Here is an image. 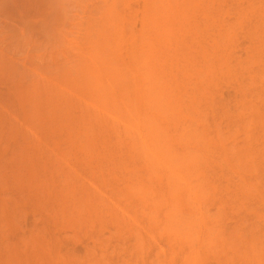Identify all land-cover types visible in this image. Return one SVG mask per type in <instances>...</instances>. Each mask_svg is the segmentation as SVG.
<instances>
[{
	"label": "bare ground",
	"instance_id": "6f19581e",
	"mask_svg": "<svg viewBox=\"0 0 264 264\" xmlns=\"http://www.w3.org/2000/svg\"><path fill=\"white\" fill-rule=\"evenodd\" d=\"M202 3L0 0L2 110L17 111L11 114L20 117L11 118H21L27 126L21 122L22 127L34 132L25 128L26 135L38 132L45 135V142L49 138L53 142L57 153L50 154L59 158L54 159L58 163L54 169L61 185L60 215H68L63 216L65 224L68 217L80 223L92 215L101 217L103 200L86 185L97 190L121 185L112 190L116 200L127 202L132 213L157 227L167 241V252L186 254L184 263H200L201 255L231 249L237 237L235 233L225 239L222 211H208L214 193L206 167L214 143L193 105L190 69L177 68L178 47ZM6 112L0 114V127L12 123ZM17 125L23 136L24 129ZM12 127L2 131L10 135L0 138L5 143L1 149L8 154L0 177L20 178L15 183L19 185L26 175L29 183L23 182L35 185L39 157L35 160L40 154L35 147L43 137L34 138L35 146L32 136L28 142ZM71 223L74 228L79 224ZM32 249L1 251L0 264H53L56 254ZM104 252L88 251L79 264H108ZM61 259L54 264H70Z\"/></svg>",
	"mask_w": 264,
	"mask_h": 264
},
{
	"label": "rangeland",
	"instance_id": "374dc122",
	"mask_svg": "<svg viewBox=\"0 0 264 264\" xmlns=\"http://www.w3.org/2000/svg\"><path fill=\"white\" fill-rule=\"evenodd\" d=\"M178 48L177 68L190 69L195 96L193 105L214 143L206 167L214 193L208 211L210 214H215L218 209L222 211L219 217L222 232L224 237L229 236L225 239L237 233L235 247H232L235 250L223 247L221 254L201 255L200 263H184L186 254L177 252L174 256L170 255L167 241L159 234L157 227H151L146 217L132 213L127 202L116 200L112 190L121 185H108L110 188L98 190L86 185L89 192L96 190V195L103 200L104 206L101 204L99 207L101 217L97 219L92 215L93 218L87 217L81 223L70 221L72 219L68 217L66 224L69 222L70 225H66L64 217L68 215L62 214L61 218V200L57 197L61 195V185L54 169L59 158L53 157L57 153L53 152V142L49 143L50 138H46L48 143L45 142V135L38 132H35V136L30 135L33 130L29 128V132L19 120L21 118L12 119L17 116H12L17 111H12L11 107L9 114L4 109L7 113L4 116L9 117L13 112L10 115L12 123L10 120L8 127L2 124L0 132L4 136L0 138L10 135L2 132H9L10 126L16 128L18 134L20 127H14L18 123L20 131L24 129L25 132L26 128L30 133L27 134L33 137L26 135V132H22L21 136L20 132L21 137L28 136L25 137L27 141L38 139L39 134L43 137L39 136L38 142L34 141L38 144L40 141V145L36 146L37 143L33 142L35 148L40 149L39 156L35 155L37 150L34 151L37 156L35 162L39 157V163L36 162L39 169L36 170H39L40 183H36L37 175L35 185L23 182L28 178L26 175L19 185H16V181L20 178L8 179L6 175V180H3L4 177H0L4 182L8 181L7 185L0 184V252H30L35 246L39 252L45 250L46 253L50 251L52 255L56 254L53 260L64 256L67 260L62 259L70 264H75V261L79 264L91 250L97 255L105 251L108 264H264V0H203L197 8L190 33ZM2 103L0 112H4ZM5 119L9 122V118ZM5 139L8 142L10 137ZM0 144L4 146L5 143ZM1 151L0 166L8 156ZM53 169L55 174L52 173ZM13 179V185H8L9 180L12 182ZM71 222L79 224L74 228ZM136 235L138 239H135ZM53 260L54 264L56 260Z\"/></svg>",
	"mask_w": 264,
	"mask_h": 264
}]
</instances>
